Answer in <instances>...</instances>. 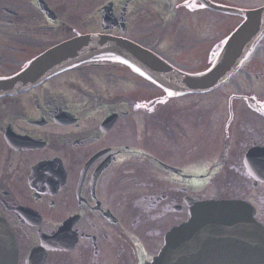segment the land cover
Listing matches in <instances>:
<instances>
[{
  "label": "flooded vegetation",
  "instance_id": "af4514ba",
  "mask_svg": "<svg viewBox=\"0 0 264 264\" xmlns=\"http://www.w3.org/2000/svg\"><path fill=\"white\" fill-rule=\"evenodd\" d=\"M191 2L0 0V77L66 33L120 36L204 69L233 28L200 27L209 9ZM254 56L212 91V109L201 99L212 92L169 97L109 58L0 97V219L16 264H144L205 199L247 201L264 226V174H247L243 157L264 145V50Z\"/></svg>",
  "mask_w": 264,
  "mask_h": 264
},
{
  "label": "water",
  "instance_id": "95a60500",
  "mask_svg": "<svg viewBox=\"0 0 264 264\" xmlns=\"http://www.w3.org/2000/svg\"><path fill=\"white\" fill-rule=\"evenodd\" d=\"M202 2L210 8L226 10ZM234 12L245 16V20L228 38L214 64L202 74L186 75L171 69L129 40L88 34L49 48L15 76L1 79L0 96L29 89L62 69L106 55L127 61L173 95L208 91L233 75L264 34V6ZM190 210V218L166 233L158 255L147 264H264V228L252 217L254 210L249 204L209 200L195 202ZM10 238L8 228L0 220V264H15Z\"/></svg>",
  "mask_w": 264,
  "mask_h": 264
},
{
  "label": "rangeland",
  "instance_id": "374dc122",
  "mask_svg": "<svg viewBox=\"0 0 264 264\" xmlns=\"http://www.w3.org/2000/svg\"><path fill=\"white\" fill-rule=\"evenodd\" d=\"M223 2H225V3H233V4H241V5H249L250 7H253V6H255L254 4V1H242V0H222ZM261 4V3H260ZM204 13V17L202 18V19H198V20H196L195 22H201L200 23V27H204V28H211V29H213V28H224V30H225V32H228L229 30H230V28L232 29V28H234L239 22H240V20H241V18L240 17H238V16H229V15H222L224 18H220V15L218 14V15H216L217 13H214V12H211L210 10H208V11H205V12H203ZM71 24H74L73 22L71 23ZM214 30V29H213ZM216 31V30H215ZM222 33H223V31H222ZM220 34V36L221 35H223V34ZM218 34H215L214 36H217ZM69 36H71V34H68V33H66V34H64V36H63V39H66L67 37H69ZM261 47H259V49H260ZM182 69L184 70H188V71H198V70H201L202 68H194V67H182ZM127 73V72H126ZM129 75V77L131 78H133V76H132V74H128ZM125 76V75H124ZM114 78H117V76H114ZM136 83L138 84V86L139 87H141L142 89L144 88V89H147V91H152V90H150L149 88V86L150 85H148V84H146V82L144 83V85L143 84H141V83H139L138 81H136ZM251 86L252 85H249V87L248 88H251ZM254 87V86H253ZM253 87L251 88V90L253 89ZM255 89V88H254ZM219 93L220 92H218V91H216V92H212V93H210V94H208L207 95V97H201V99H205V98H210V102L211 103H207V106H208V108H210V109H212V108H216V107H220L221 106V104L219 103V100H218V98H220L219 97ZM196 99H198V98H195V100ZM201 99H198V101H199V103L202 101ZM214 99V100H213ZM224 101H225V99H224ZM226 102V101H225ZM226 105H224V107H225ZM258 122H260V124H263L264 123V120L262 119V120H258ZM262 205V207H264V203L262 202L261 203Z\"/></svg>",
  "mask_w": 264,
  "mask_h": 264
},
{
  "label": "snow or ice",
  "instance_id": "6c2138e0",
  "mask_svg": "<svg viewBox=\"0 0 264 264\" xmlns=\"http://www.w3.org/2000/svg\"><path fill=\"white\" fill-rule=\"evenodd\" d=\"M186 6L192 8V9H195L196 7H199V8L205 7L204 4L197 5L195 0H192L191 3H187ZM213 55H215V53H213ZM123 63H127V61H123ZM136 71H139V69H136ZM141 75H143V73H141ZM0 79H4V77H0ZM169 95H171V93H169ZM137 107H140V105H137Z\"/></svg>",
  "mask_w": 264,
  "mask_h": 264
}]
</instances>
